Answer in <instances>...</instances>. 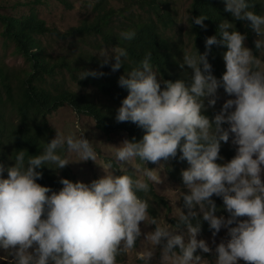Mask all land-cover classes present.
<instances>
[{
	"label": "clouds",
	"instance_id": "clouds-1",
	"mask_svg": "<svg viewBox=\"0 0 264 264\" xmlns=\"http://www.w3.org/2000/svg\"><path fill=\"white\" fill-rule=\"evenodd\" d=\"M223 3L235 20L249 22L258 37L255 48L264 57V14L253 10L251 0ZM206 18L195 17L194 23L206 30ZM119 35L131 41L136 32L126 30ZM218 36L206 37L204 54L184 50L181 67L192 69L190 84L164 80L162 88L151 52L138 67L119 77L118 84L128 95L117 110L116 121L135 123L145 134L139 141L125 139L114 147L119 166L101 165L105 172L101 178L90 184L61 178L63 187L58 192L37 183L42 178L37 169L42 166L63 169L73 162L58 150L79 157L74 161H97L84 131L65 136L56 130L40 154L26 159V150L14 151L12 166L5 168L0 163V249L6 253L0 260L7 264H118L117 257L135 249L138 260L152 264L159 248L158 264H202L197 250L213 251L205 240L197 239L201 231L198 217L202 216L214 230L213 236L222 228L227 230L226 238L215 247L214 264H238L240 260L264 264V59L245 46L246 36L228 20L219 23ZM213 45L227 49L223 53L226 71L220 80L212 75L207 58ZM98 55L101 67L110 65L116 72L128 52L115 46L102 48ZM103 75L83 71L80 79ZM220 87L234 98L227 99L210 121L202 114L204 100L208 98L209 107L215 106ZM224 123L228 129L221 127ZM230 133L236 154L218 164L221 142L227 143ZM178 151L179 159L189 165L181 173L188 191L180 194L188 212L180 209L175 225L161 226L150 216L148 201L139 195L149 193V181L162 183L159 169H149L145 162L159 164L176 158ZM137 158L140 163H134ZM125 164L135 169L137 178L127 174ZM117 168L122 174H114ZM213 195L222 198L227 218L215 214ZM142 222L155 225L154 230L142 233ZM142 235L138 251L136 242Z\"/></svg>",
	"mask_w": 264,
	"mask_h": 264
},
{
	"label": "trees",
	"instance_id": "trees-1",
	"mask_svg": "<svg viewBox=\"0 0 264 264\" xmlns=\"http://www.w3.org/2000/svg\"><path fill=\"white\" fill-rule=\"evenodd\" d=\"M62 1V0H55ZM254 3L253 10L257 14H263L264 0H251ZM44 0L27 2L25 9L18 13L10 14L0 12V24L2 30L0 34L7 44L15 46V53L23 57L28 63V67L20 73L14 72L7 67L0 65V163L8 166L14 164L10 158L14 151L26 150L27 156L40 154L45 147V143L54 138V131L50 125L49 116L58 112L60 109L70 106L79 114H87L97 122V127L104 135L113 133H125L129 141L135 138L136 141L142 139L145 134L144 129L132 122H117V110L122 101L128 95V90L118 84L119 77L126 72L139 66V62L149 52L152 53L151 63L157 72V79L163 88L164 80H183L186 84L191 83V79L184 76L181 71V61L174 52L171 37L167 36V31L175 24V18L171 9L167 5L160 4L158 0H138L140 8L147 16L140 20L142 15L134 13L132 6L126 5L123 8L115 9L109 7L106 0L99 3L95 11L97 17L92 21L85 22L80 27H74L67 33L52 28L47 21L40 17L38 8ZM20 6L15 8L18 9ZM29 7V8H28ZM189 28L195 51L204 54L205 39L213 35L218 36V26L222 20L233 23L235 30L247 36L253 50H257L254 44V31L248 21L235 20L231 13L225 11L223 0H191L190 3ZM127 18L125 26L117 34L111 24L114 15ZM128 15V16H127ZM207 17L204 24L207 29L201 28L194 23V18L199 16ZM133 30L136 36L131 41L120 38V32ZM231 31V29L229 30ZM58 35L62 38L78 37L83 41L87 38L102 37L104 43L115 44L123 47L128 52V57L124 60V65L112 72L110 65L100 66L101 57L92 52L78 51L75 54L55 57L48 49V45L43 38L46 35ZM36 50V51H33ZM226 47L213 45L208 54V61L212 65V73L216 77L222 78L226 71L223 60V53ZM115 61L113 60L112 63ZM95 70L103 72L105 75L93 78L91 76L81 78L83 71ZM67 73L82 88H95L98 94L108 100V102L98 101L93 93L78 92L67 87ZM215 109L204 110L203 115L210 121L216 115ZM59 152V150H58ZM236 152L233 148L221 142L220 157L232 159ZM181 153L177 152L176 158H170L172 165L168 171L173 177L181 176L182 170L189 167L186 160L179 159ZM114 166L116 163L109 160ZM223 164L221 159L216 161ZM37 171L42 173V178L37 180L42 186L49 187L53 191H59L63 185L60 183L59 172H64L65 179L79 182L77 176L73 174L69 166L63 169H55V165H44ZM59 171V172H58ZM117 175L122 174L119 169H115ZM127 174L133 176L131 172ZM7 178V171L4 172ZM73 182V181H72ZM150 191L158 201L165 202L164 197L158 196L154 190V185L149 181ZM149 193H139L141 197L149 203V212L154 217L156 210L150 202ZM51 193H49L50 195ZM212 199L217 205V212L220 215L227 211L224 209L222 198L213 195ZM182 204H184L182 199ZM201 230L213 232L208 222L199 216ZM171 222L177 223V218L172 217ZM195 223V221H193ZM138 240L136 242V245ZM195 255L207 256L201 250H197Z\"/></svg>",
	"mask_w": 264,
	"mask_h": 264
},
{
	"label": "rangeland",
	"instance_id": "rangeland-1",
	"mask_svg": "<svg viewBox=\"0 0 264 264\" xmlns=\"http://www.w3.org/2000/svg\"><path fill=\"white\" fill-rule=\"evenodd\" d=\"M35 0H0V12L4 13H18L26 7L27 2H33ZM102 0H44V3L39 6L38 12L40 17L47 21L48 25L52 28L58 29L63 33H67L74 27H80L87 21H92L97 17V12L95 11L96 6L101 3ZM109 7H114L115 9H120L126 5L132 6L134 13L137 15H142L140 20L144 19L148 12L143 11L140 8V4L136 3L138 0H106ZM162 5L165 2H168V6L171 9V12L175 18V24L167 31V36L171 37L172 45L174 47V52L176 56L179 57L181 65L183 64L184 50H190L195 53L192 34L190 32L189 16H190V3L191 0H158ZM167 3L165 4V6ZM17 6H20L15 10ZM15 7V8H14ZM29 8V7H28ZM264 14V11H263ZM128 16V15H127ZM127 18L118 15H114L112 18L111 24L114 27L115 32L118 34L120 29L125 27L123 23L127 22ZM2 26L0 24V32ZM245 35V34H243ZM246 36V35H245ZM258 37L254 32V40ZM44 42L49 46V51L55 56H65L70 53L75 54L78 51H88L98 55V52L102 48L111 49L115 47V44H106L103 41L102 37L87 38V41H83L78 37L62 38L58 35H46L43 38ZM245 46L252 50L253 54L259 58L261 54L258 50H253L250 43L248 42L247 36L244 42ZM0 65L7 67L8 69L20 73L23 69L27 68L29 65L26 60L16 55L15 46L7 44L4 41V38L0 34ZM202 67V66H201ZM181 73L187 78L191 79L192 69L188 68L186 65L180 68ZM215 76L214 73H212ZM216 77V76H215ZM218 80L220 78L216 77ZM67 87L78 91V92H88L93 93L98 101L108 102L105 100L101 94H98L96 89L82 88L76 81H74L69 73H67ZM217 102L215 106H208V98H205V110L215 109L217 113L220 112L224 102L227 99L234 98L229 97L225 93L223 87L218 88L217 90ZM216 113V114H217ZM50 125L54 131V138L56 136V130L60 131L65 136L69 134L79 135L80 132L84 131V138L92 142L93 147L97 153V163L88 160V161H74L78 160L75 154H66L63 149L59 150L61 155H68L70 162L69 166L70 171L77 176L79 182L90 184L93 180L99 179L105 175L104 169L101 165H104L109 162V160L114 159V147H119L122 142L128 137L125 133H113L109 136L104 135L97 127L96 120L87 115L79 114L72 107L67 106L60 109L58 112L49 116ZM222 128L228 129L229 125L224 123L221 125ZM232 134L230 133V138L227 143V146L233 148L236 152V146L232 144ZM221 161L226 163L230 161L226 157H222ZM116 163V162H115ZM134 163H140L138 158ZM172 165L170 160H161L159 164H153L151 162H145V167L149 169H159V176L162 180V183L154 185V190L158 196H162L165 199V202L158 201L152 193H149L150 202L156 210V217L161 226L165 224L175 225L171 222L172 217H177L180 209L187 214L188 209L182 204V197L180 198L181 193H186L188 190L183 184L182 175L178 177H173L168 171L169 166ZM119 166V165H118ZM126 167V172H131L135 178H137L138 173L135 169L128 164L124 165ZM8 165H6V168ZM264 167V166H262ZM184 170V169H183ZM59 172V171H58ZM61 177L65 178L64 172H59ZM116 174V172H114ZM117 175V174H116ZM264 180V172L261 176ZM146 179V178H145ZM73 182L75 181L72 180ZM171 190V191H169ZM173 191V192H172ZM198 211V207L196 209ZM150 216L151 213L149 212ZM217 216H225V214L220 215L215 213ZM155 225H145L141 223L142 233L153 231ZM227 235V230L222 228L219 233L213 236V232L200 231L197 235V239H203L207 242L209 247L213 250L211 253H207V256H201L204 261L202 264H214L215 261V247L221 242L222 239H225ZM144 236L142 235L138 239L136 245L137 250L141 248V242L143 241ZM144 246H147L146 242ZM6 255L2 249H0V256ZM160 259V250L157 248L155 257L152 261V264H158ZM118 264H143V261L137 259L136 250H130L126 255H121L117 257ZM0 264H7L6 261L0 260ZM238 264H245L243 260L238 261Z\"/></svg>",
	"mask_w": 264,
	"mask_h": 264
}]
</instances>
